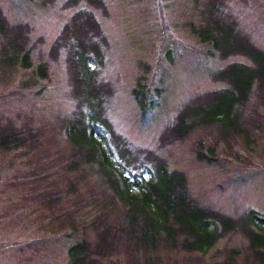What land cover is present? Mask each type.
<instances>
[{"label": "rangeland", "instance_id": "rangeland-1", "mask_svg": "<svg viewBox=\"0 0 264 264\" xmlns=\"http://www.w3.org/2000/svg\"><path fill=\"white\" fill-rule=\"evenodd\" d=\"M69 1L0 0L9 28L23 30L31 64L28 69L0 64V135L38 129L43 147L37 152L0 146V264H69L71 246L85 242L92 248L100 241L92 225L101 213L117 217L126 209L112 199L95 164L76 171L63 168L78 149L65 133L67 123L88 125L87 143L93 130L94 147L112 152L131 182L147 179L162 161L168 172L184 176L201 207L234 220L250 211L264 218V98L250 97L244 106L239 122L248 134L245 139L223 141L212 126L192 130L193 117L185 121L186 136L167 137L178 124L184 126L185 109L230 88L216 79L221 71L252 66L241 55H221L236 47L235 37L264 52V0H100L97 8L86 0ZM80 11L96 21L99 36L90 41L102 56L100 61L88 54L92 69L82 80L85 101L75 89L79 77L72 43L59 39L64 27L70 26V36L77 39L95 25L83 14L80 26H72ZM201 29L203 36L217 38L220 51L199 37ZM5 49L0 38V62ZM38 65L46 79L33 78ZM139 79L151 90L160 89L158 97L148 99L154 107L145 115L133 93ZM94 86L101 90L98 97ZM92 110L99 114L93 121ZM202 135L205 147L215 144L213 163L200 161L203 152L194 149ZM92 193L99 196L98 203L89 201ZM81 201L86 204L77 206ZM247 235L245 229L226 233L205 253L162 251L152 258L158 264H213L223 259L218 252L247 247ZM119 251L123 253L98 261L137 264L129 248Z\"/></svg>", "mask_w": 264, "mask_h": 264}, {"label": "trees", "instance_id": "trees-1", "mask_svg": "<svg viewBox=\"0 0 264 264\" xmlns=\"http://www.w3.org/2000/svg\"><path fill=\"white\" fill-rule=\"evenodd\" d=\"M77 1L70 0L69 4H76ZM86 1L90 5H94L95 8L100 3V0ZM83 14L95 24V29L93 30V26L84 32L82 37L76 39L70 36L72 29L67 26L64 27L59 39L70 40L72 43L73 57L71 59L76 70L75 76L79 77V83L75 89L82 94L83 101H85L84 98L88 91L84 88L82 80H84V75L90 73L92 69L89 65L92 57L88 54H94L95 58L100 61L102 56L99 47L90 41L91 38L99 36L94 18L90 14L80 11L73 17L72 26H80V18ZM17 29L18 31H14L9 28L0 14V38L5 39L6 47L0 62L2 68L10 69L19 66L28 69L31 66L28 54L24 50L23 30L21 27ZM203 33L204 30L201 29L198 33L199 37L201 35L203 41H208L214 49L219 50L217 38L208 34H206L208 37H205ZM235 39L234 41L238 42L236 47L232 51L224 52L222 50L221 55L223 57L241 55L250 60L252 68L246 67V65H234L221 71L216 79L227 82L230 88L220 91L216 95L212 94L204 102H198L191 108L185 109L181 114V122L184 126L178 127V124L176 129H172L167 135L168 138L183 137L189 133V128L185 123L188 117H193L192 130L198 126L215 127L219 138L223 141H228L233 136L244 139L248 137L246 131L242 130L243 127L239 121H241L240 116L244 114V106L246 103L248 104L250 97L255 96V100L264 98V52L252 47L239 37H235ZM32 75L34 79L37 77L41 80L46 79V71L41 65L33 69ZM142 82L141 79L137 81L133 93L139 108L145 115L146 111L154 107V102L152 104V102H148V99L152 96L158 97L160 89L152 88L151 90ZM100 91L94 86L92 92L98 97ZM91 107L93 108L94 105ZM98 115V111L92 110L90 120L97 119ZM87 127L89 126H79L75 122L67 123L65 133L71 145L78 149L68 157L65 162L67 167L63 165V168L67 171H76L84 164L90 166L95 164L102 179L108 185L112 193L111 196H114L112 199H118L126 209L117 217H109L106 212L101 213L92 225L95 232L100 234V241L92 248L85 242L71 246L67 252L69 264H100L98 259L116 257L119 253H123L119 250L127 248H129L130 254L135 256L137 264L140 262L142 264H158V260L152 258L157 252L205 253L226 233L243 229L248 231V246L218 252L223 255V259L213 264H237L238 262L246 264L250 260L256 264H264V218L257 212L250 211L242 219L234 220L209 208L201 207L191 198L184 176L176 172H168L162 161H157L153 173L147 179L131 182L129 178L125 177L120 165L112 159V152L102 146L94 147L93 130L90 132L91 141L89 144L87 143V136H85ZM229 128L232 130L229 131ZM28 131H17L16 129L4 131L0 135V146L12 149L23 147L31 150L34 148L39 152L43 149L39 143L42 133H39L38 129L37 131ZM202 137L205 138L203 135L197 138L196 148H194L198 149V152H203L198 154V159L213 163L216 161V157L211 149L216 148L215 144L205 147ZM28 142L31 143L28 144ZM134 189L136 192L132 191ZM89 201L98 203L99 196L92 193ZM85 204L86 201H81L77 206L81 207Z\"/></svg>", "mask_w": 264, "mask_h": 264}]
</instances>
